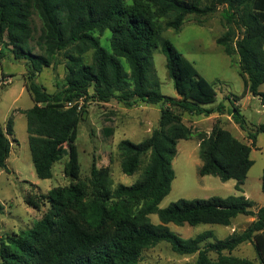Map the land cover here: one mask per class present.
Masks as SVG:
<instances>
[{
  "label": "trees",
  "instance_id": "trees-1",
  "mask_svg": "<svg viewBox=\"0 0 264 264\" xmlns=\"http://www.w3.org/2000/svg\"><path fill=\"white\" fill-rule=\"evenodd\" d=\"M132 1L146 6L148 14H130L125 0H0V57L8 52L27 67L24 88L33 106L24 115L35 174L40 180L51 179L54 164L67 156L63 175L75 182L43 197L49 211L34 228L7 237V243L0 247V264H137L143 251L161 242L180 256L196 255L194 264H264V206L253 211V203L240 195L180 199L159 208L175 178L172 161L179 141L198 138L199 176L234 180L235 190L243 193L253 165L252 148L257 134L264 133V124L253 132L247 129L240 108L232 103L229 115L246 133L249 145L235 138L220 121L208 134L194 133L187 127L181 112L209 117L222 114L224 105L213 107L217 97L213 85L161 32H179L188 16H206L225 6V32L216 44L228 57H238L243 95L251 94L264 106V94L259 91L264 84V0ZM33 16L41 22L38 55L31 48ZM161 19L168 21L160 26ZM107 30L111 32L109 50L102 48L99 39ZM154 44L166 58L167 75L177 98L160 93ZM89 50L93 53L87 64L84 55ZM59 53L64 56L65 76L50 94L36 77L44 68L56 67ZM90 100L103 104L116 100L126 108L143 102L159 106L160 112L149 137L139 143L122 140L117 144L120 169L126 176L134 175L148 156L141 176L131 185H119L109 192L102 187L100 171L92 165V195L88 197L78 182L75 140L77 126L86 115L79 103ZM104 132L107 136L113 133L111 129ZM12 140L13 122L9 120L5 129L0 124V170L6 169ZM261 192L264 196V170ZM153 214L158 217L157 225L150 221ZM237 216L253 220L242 232L234 231L215 242H207L214 238L210 231L184 240L168 227H228ZM244 243L252 244L257 263L232 255Z\"/></svg>",
  "mask_w": 264,
  "mask_h": 264
},
{
  "label": "rangeland",
  "instance_id": "rangeland-1",
  "mask_svg": "<svg viewBox=\"0 0 264 264\" xmlns=\"http://www.w3.org/2000/svg\"><path fill=\"white\" fill-rule=\"evenodd\" d=\"M125 4L132 15L145 16L149 12L146 6L132 0H125ZM225 12V6H220L213 14L190 15L179 32L163 29L161 35L168 39L176 50L194 65L198 73L213 85L217 94L215 104L224 105L222 114H213L210 118L181 112L182 122L194 133L208 134L213 125L220 121L222 127L248 145L250 141L246 133L233 123L229 115L231 107L223 96L227 95L241 100L244 106L241 113L245 118L247 129L252 132L258 125L264 124V106L258 98L251 94L247 96V99L243 98L244 83L238 72V57L236 55L228 57L216 44V39L225 32ZM32 19L34 32L31 48L33 53L38 55L40 51L36 46V40L40 35L41 22L37 16H33ZM167 21L168 19H161L158 24L163 26ZM237 33L240 31L237 30ZM95 35L99 36L97 33ZM110 36L109 30L99 36L100 44L106 50H109ZM154 46L153 61L160 93L176 98L173 82L167 75L166 58L160 48L156 44ZM92 53L93 51L89 50L84 55L85 63L91 62ZM55 63L54 69L44 68L36 77V82L50 94L61 86L65 76L63 53L57 55ZM26 78L27 67L24 61L14 60L8 52L0 57V124L5 129L7 122L11 120L14 137L6 169L0 170V247L2 243H7L8 236L34 228L50 209L43 197L51 190L68 187L75 183L63 175V166L67 161V156L54 164L51 179L40 180L35 174L24 115V112L33 106V101L24 88ZM259 91L264 94V84L259 87ZM79 106L85 108L86 115L77 126L75 140L80 166L78 182L86 189L88 197L92 195L90 184L92 165L100 171L102 187L109 192L114 191L119 185L128 186L134 183L141 176L148 162V156L143 158L134 175L126 176L120 169L117 144L122 140L139 143L149 137L151 131L158 125L160 107L137 102L132 107L126 108L116 100H111L107 104L90 100L86 104L79 103ZM107 129L113 131L110 136L105 135L104 131ZM198 146L197 137L178 142L177 154L172 161L175 178L169 194L159 204L160 209L180 199L225 198L240 195L246 196L253 203L252 210L254 211L264 206V196L261 192V176L264 170V133L257 134L256 144L252 148L250 158L253 165L242 186L243 193L235 190L234 180L222 182L214 176L201 177L198 175V168L201 164ZM242 217H237L239 219L234 222L233 227L232 225L224 227L211 224H199L194 227L186 224L183 226L169 224L168 227L184 240L210 231L214 238L207 242H215V240L228 237L231 234V228L235 232H242L244 230L242 222L248 219V217ZM149 218L152 224H159L156 215H150ZM232 255L257 263L251 243L238 246ZM195 260L196 255L180 256L171 251L168 243L161 242L156 247L143 251L137 264H194Z\"/></svg>",
  "mask_w": 264,
  "mask_h": 264
},
{
  "label": "crops",
  "instance_id": "crops-1",
  "mask_svg": "<svg viewBox=\"0 0 264 264\" xmlns=\"http://www.w3.org/2000/svg\"><path fill=\"white\" fill-rule=\"evenodd\" d=\"M243 95V94H242ZM248 95H250L249 93H246V94H244L243 95V98L244 99H247L248 97ZM224 98H225V100L228 102V105H230L231 103L233 104V105H235V106H238L239 108H240V111L242 112V110L244 109V106H242V104H241V100L240 99H237V101H235V100H233L234 98L233 97H230V96H227V95H225V96H223ZM222 97V98H223ZM177 98V97H176ZM216 100H217V97H216ZM216 106V104H214L213 105V107H215ZM209 118H210V116H209ZM235 128V127H234ZM237 130V129H236ZM249 145V144H248ZM245 198H246V196H244ZM254 211V210H253ZM238 217V216H237ZM235 218V219H233L232 221H231V225H232V227L234 226V222L236 221V220H238L239 218ZM242 218H246V216H243ZM252 220H253V218H250V217H248V219H245L243 222H242V224L244 225L243 227H244V229H245V227L246 226H248L251 222H252ZM235 230L234 229H232L231 228V234L234 232ZM230 234V235H231ZM213 254H210V258H213Z\"/></svg>",
  "mask_w": 264,
  "mask_h": 264
},
{
  "label": "built area",
  "instance_id": "built-area-1",
  "mask_svg": "<svg viewBox=\"0 0 264 264\" xmlns=\"http://www.w3.org/2000/svg\"><path fill=\"white\" fill-rule=\"evenodd\" d=\"M10 82V81H9ZM81 103V102H80Z\"/></svg>",
  "mask_w": 264,
  "mask_h": 264
}]
</instances>
